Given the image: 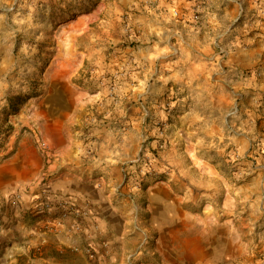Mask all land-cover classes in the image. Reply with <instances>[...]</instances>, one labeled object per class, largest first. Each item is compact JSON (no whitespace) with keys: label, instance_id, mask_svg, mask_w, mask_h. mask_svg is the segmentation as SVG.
Instances as JSON below:
<instances>
[{"label":"rangeland","instance_id":"obj_1","mask_svg":"<svg viewBox=\"0 0 264 264\" xmlns=\"http://www.w3.org/2000/svg\"><path fill=\"white\" fill-rule=\"evenodd\" d=\"M72 90L70 118L100 121L118 154L136 136L127 196L188 153L249 191L264 185V0H0V143Z\"/></svg>","mask_w":264,"mask_h":264},{"label":"crops","instance_id":"obj_2","mask_svg":"<svg viewBox=\"0 0 264 264\" xmlns=\"http://www.w3.org/2000/svg\"><path fill=\"white\" fill-rule=\"evenodd\" d=\"M66 97L55 110L35 106V130L15 128L0 143V264H225L264 254V185L249 191L188 153L183 161L167 155L175 168L127 196L122 169L137 154L136 136L128 133L135 152L118 154L100 121L70 118L80 94ZM84 126L92 133L84 135ZM42 195L51 212L37 213ZM62 203L87 216L61 218Z\"/></svg>","mask_w":264,"mask_h":264},{"label":"built area","instance_id":"obj_3","mask_svg":"<svg viewBox=\"0 0 264 264\" xmlns=\"http://www.w3.org/2000/svg\"><path fill=\"white\" fill-rule=\"evenodd\" d=\"M4 136L3 133H0V141L2 140V137ZM145 150L143 148V146H141L140 151ZM140 161H142V155H138V157L135 159L134 163H139ZM146 165V164H145ZM148 170L146 171V173L150 174V175H156V172L151 168H147ZM124 180L127 182L128 181V172H125L124 174ZM12 201H17L16 199H13ZM38 203H40V208H38L37 213H43V212H51L53 210L51 203L47 200H45L43 198V195L40 197V199L38 200ZM61 207V212H60V217L61 218H66L71 214H77L80 216H87L86 212H77L74 210V208L69 204V203H62L60 205ZM147 242V238L143 237L142 241L139 244V249L138 252H141L143 250V248L145 247ZM85 253L87 254V256L91 259H93L95 257V253L93 251L92 248L90 247H86L85 248ZM225 264H264V254H259L258 256H254L251 259H237V260H231Z\"/></svg>","mask_w":264,"mask_h":264},{"label":"trees","instance_id":"obj_4","mask_svg":"<svg viewBox=\"0 0 264 264\" xmlns=\"http://www.w3.org/2000/svg\"><path fill=\"white\" fill-rule=\"evenodd\" d=\"M16 105V104H15ZM14 104L10 103V107L13 109H16L17 105L15 106Z\"/></svg>","mask_w":264,"mask_h":264},{"label":"water","instance_id":"obj_5","mask_svg":"<svg viewBox=\"0 0 264 264\" xmlns=\"http://www.w3.org/2000/svg\"><path fill=\"white\" fill-rule=\"evenodd\" d=\"M91 20V19H88V21ZM86 24V23H85Z\"/></svg>","mask_w":264,"mask_h":264}]
</instances>
